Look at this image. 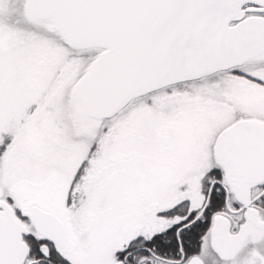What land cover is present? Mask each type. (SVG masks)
Here are the masks:
<instances>
[{"label":"snow or ice","instance_id":"1","mask_svg":"<svg viewBox=\"0 0 264 264\" xmlns=\"http://www.w3.org/2000/svg\"><path fill=\"white\" fill-rule=\"evenodd\" d=\"M0 264H264V0H0Z\"/></svg>","mask_w":264,"mask_h":264}]
</instances>
